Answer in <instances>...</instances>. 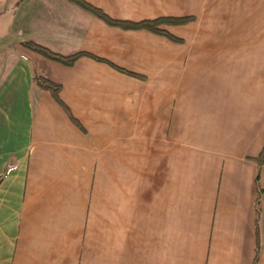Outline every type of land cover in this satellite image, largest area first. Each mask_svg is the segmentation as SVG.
<instances>
[{"label": "crops", "instance_id": "0c3cea01", "mask_svg": "<svg viewBox=\"0 0 264 264\" xmlns=\"http://www.w3.org/2000/svg\"><path fill=\"white\" fill-rule=\"evenodd\" d=\"M84 1L189 21L163 26L174 42L67 0H0V264H252L256 246L264 264V0Z\"/></svg>", "mask_w": 264, "mask_h": 264}, {"label": "trees", "instance_id": "16d2710c", "mask_svg": "<svg viewBox=\"0 0 264 264\" xmlns=\"http://www.w3.org/2000/svg\"><path fill=\"white\" fill-rule=\"evenodd\" d=\"M67 1L69 3H72L78 6L89 16L102 21L104 24H106L109 27L118 28L124 31H146V32H150V33H153L159 36L166 37L169 40L174 41V42H177L178 39L174 37L173 35H171L167 30H165L163 26L179 25V24H184L185 22L189 21L187 18H169V17L155 19V20H145V21H140V22L115 20L109 17L107 14H105L101 9L85 2L84 0H67ZM21 45L25 49L42 56L46 60L57 63L64 67H72L75 64V62L82 57H89L99 62H107L104 59H101L99 57H96L86 52H77V53L70 54V55H61L35 42H24ZM119 70L121 69L119 68ZM126 73L133 75L136 78H142L141 75H138L136 73H130V72H126ZM32 81L39 89L50 93L54 101L58 105L62 106L67 111L66 106L64 105V103L62 102L60 98V92H61L60 85L41 77L35 72V70H33ZM70 118L76 124V126H78L79 128H82L76 120H74L72 117ZM252 160L257 165V172H256V177H255V186H256L255 213H256V220H257L258 215H259V205H260V202L263 196V189L259 183V176H260L261 168L264 165V144H263V147L259 155L256 158H253ZM259 224L260 223L257 222L256 235L259 229ZM259 252H260L259 247L256 246L254 260L252 264H259Z\"/></svg>", "mask_w": 264, "mask_h": 264}]
</instances>
